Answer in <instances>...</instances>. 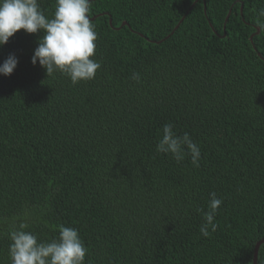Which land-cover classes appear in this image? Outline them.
<instances>
[{"label": "trees", "instance_id": "1", "mask_svg": "<svg viewBox=\"0 0 264 264\" xmlns=\"http://www.w3.org/2000/svg\"><path fill=\"white\" fill-rule=\"evenodd\" d=\"M193 1L91 0L102 67L75 85L32 64L42 32L0 46V64L18 58L0 74V264L22 219L39 240L78 229L85 264H252L264 238V0ZM38 2L50 17L55 0ZM165 123L199 145L198 167L156 152ZM213 191L223 203L204 237Z\"/></svg>", "mask_w": 264, "mask_h": 264}, {"label": "clouds", "instance_id": "2", "mask_svg": "<svg viewBox=\"0 0 264 264\" xmlns=\"http://www.w3.org/2000/svg\"><path fill=\"white\" fill-rule=\"evenodd\" d=\"M91 0H55V10L46 16L38 0H0V46L18 30L27 33L42 32L38 46L31 58L33 65L46 70L47 77L60 73L73 85L95 79L101 62L94 59L97 33L91 23ZM257 25L264 30V8L259 9ZM18 64V58L10 54L0 64V74L10 75ZM131 79L140 82V74L133 72ZM157 153L170 155L176 162L191 156V163L198 167L201 151L188 132L178 135L172 123H165L155 148ZM223 199L215 191L209 194L207 211H203V223L199 227L202 236L215 231V216ZM28 225L22 219L12 224L8 233L11 264H85L88 249L79 236L78 229L58 225V235L51 240H39L26 231Z\"/></svg>", "mask_w": 264, "mask_h": 264}, {"label": "water", "instance_id": "3", "mask_svg": "<svg viewBox=\"0 0 264 264\" xmlns=\"http://www.w3.org/2000/svg\"><path fill=\"white\" fill-rule=\"evenodd\" d=\"M197 0H194L193 1V3L191 4V6L189 7V9L195 4V2H196ZM204 1V0H203ZM229 14H230V9L228 10V12H227V14H226V16H225V19H224V25H225V23H226V21H227V19H228V17H229ZM99 14H97V15H95V16H92V17H90V19L91 20H93L96 16H98ZM184 18V16L179 20V22L174 26V28L172 29V31H171V33L178 27V25H179V23L182 21V19ZM109 23H111V19L109 18ZM127 23L125 22V21H123L122 23H121V25L120 26H118L117 28H120L121 26H123V25H126ZM223 28H224V26H223ZM259 28L258 27H256V30H255V32H253L251 35H250V41L252 42V36L254 35V34H257V33H259ZM161 40H158V41H156L157 43L158 42H160ZM257 54H258V56L259 57H261V58H263L262 56H261V54L259 53V52H257ZM264 60V59H263ZM261 243H264V238H261V239H259L258 241H256V243H255V245H254V250H253V261H252V264H256V261H257V253H258V247H259V245L261 244Z\"/></svg>", "mask_w": 264, "mask_h": 264}]
</instances>
